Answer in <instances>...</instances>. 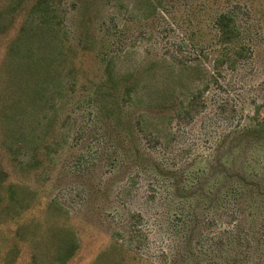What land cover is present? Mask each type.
<instances>
[{"label":"rangeland","instance_id":"obj_1","mask_svg":"<svg viewBox=\"0 0 264 264\" xmlns=\"http://www.w3.org/2000/svg\"><path fill=\"white\" fill-rule=\"evenodd\" d=\"M34 1L0 0V264H264V0Z\"/></svg>","mask_w":264,"mask_h":264},{"label":"trees","instance_id":"obj_2","mask_svg":"<svg viewBox=\"0 0 264 264\" xmlns=\"http://www.w3.org/2000/svg\"><path fill=\"white\" fill-rule=\"evenodd\" d=\"M30 11L34 14H37L40 18V23L48 24L49 21H52L55 18L54 8L51 5V0H35L31 6ZM214 25L218 31L219 42L224 46H230L238 37H239V28L236 25L235 17L229 12H224L216 16L214 19ZM238 52H235L234 56H237ZM239 56V55H238ZM104 74L106 83H111L114 78L112 76V69L110 63H106L104 66ZM124 82V81H123ZM124 82L123 84H125ZM113 84V83H112ZM110 85V84H109ZM132 88L124 86V92L129 97ZM200 95V94H199ZM203 105L200 103V100L197 97H192V99L184 107V115L189 120L192 116L200 113ZM37 159L32 160L30 163H36ZM131 219L135 218L134 215L130 216Z\"/></svg>","mask_w":264,"mask_h":264}]
</instances>
